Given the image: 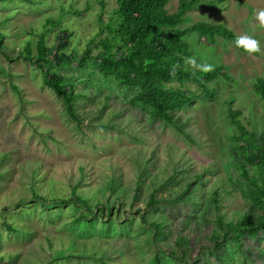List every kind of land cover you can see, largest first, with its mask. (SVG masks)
<instances>
[{
  "label": "rangeland",
  "instance_id": "374dc122",
  "mask_svg": "<svg viewBox=\"0 0 264 264\" xmlns=\"http://www.w3.org/2000/svg\"><path fill=\"white\" fill-rule=\"evenodd\" d=\"M105 2L102 12L99 0H0V31L13 57L0 48V264H264V231L225 242L222 259L209 251L212 234L221 231L218 217L237 221L252 207L242 193L249 184L239 171L244 159L233 148L229 111L264 135V101L253 90L264 76V28L255 19L264 0H203L178 26L224 23L262 49L249 55L222 36L214 46L188 37L198 63L225 65L229 76L210 82L208 91L187 83L194 100L177 112L186 134L134 106L138 89L104 78L95 59L79 63L99 34V16L107 21L118 5ZM178 2L169 1L170 12ZM62 28L73 33V57L46 68L74 86L81 122L44 84L42 71L18 56L28 45L35 53L45 30L47 44L58 45Z\"/></svg>",
  "mask_w": 264,
  "mask_h": 264
},
{
  "label": "trees",
  "instance_id": "16d2710c",
  "mask_svg": "<svg viewBox=\"0 0 264 264\" xmlns=\"http://www.w3.org/2000/svg\"><path fill=\"white\" fill-rule=\"evenodd\" d=\"M169 1L117 0L118 5L107 21L102 15L99 16V34L87 41L79 63L84 64L89 59H95L98 62V71L104 78L114 79L119 87L138 89V93L130 99L134 106L140 107L153 119L170 123L186 134L184 123L177 112L185 109L194 100L195 93L187 88V83L197 84L201 89L208 91L210 82L221 76H229L225 65H216L214 71L209 73L191 68L185 70L183 60L191 56L192 52L188 37L193 33L198 34L205 44L214 46L219 36L234 42L239 35L224 23L204 20L196 21L186 28H179L178 26L186 20L187 13L203 0H179L174 12L167 8ZM99 3L103 12L106 2L99 0ZM68 12L81 15L85 10L70 7ZM48 23L56 27L60 25V20L49 19ZM101 34L105 35L99 37ZM72 37L73 33L69 29L62 28L59 44L50 47L45 30L38 36L35 53L28 45L18 52V56L29 59L42 71L44 84L62 98L69 116L81 122V115L76 107L79 94L74 86L60 73L46 68V64L51 61L60 65L73 57L72 53L67 52ZM4 39L5 34L0 31V48L11 60L13 57L5 50ZM73 50L76 51V48ZM95 50H98L97 54L94 53ZM173 64L181 66L175 75L170 74ZM253 90L264 101V76L255 79ZM229 116L237 130L231 136L233 148L245 162L239 163V171L249 184L242 193L251 202L252 207L237 221L224 222L222 216L218 217L221 231L212 234L214 245L209 251L219 259H222L220 251L225 242L234 240L240 243L244 234L256 235L264 231V135L258 137L255 132L250 131L241 121L238 111L230 109ZM183 195L185 196L186 192ZM217 196L218 192H215L213 199L216 203ZM37 197L42 201L47 200L40 195ZM73 199L76 204L85 208L91 206L87 199L79 195H74ZM143 220L157 231L161 229L159 223L149 222L145 217ZM184 240L182 237L178 243L183 245Z\"/></svg>",
  "mask_w": 264,
  "mask_h": 264
},
{
  "label": "clouds",
  "instance_id": "9594fccd",
  "mask_svg": "<svg viewBox=\"0 0 264 264\" xmlns=\"http://www.w3.org/2000/svg\"><path fill=\"white\" fill-rule=\"evenodd\" d=\"M255 19L258 21L259 26L261 28H264V9H258L256 11ZM234 43L237 48L243 49L249 55L262 52L260 41L251 35H239L235 38ZM183 64L185 66V70H187V68H191L202 73H209L214 71V65L207 62L198 63L195 56L185 57L183 60ZM180 67V64H173L170 74L175 75Z\"/></svg>",
  "mask_w": 264,
  "mask_h": 264
}]
</instances>
